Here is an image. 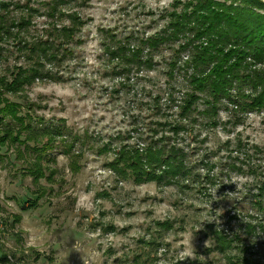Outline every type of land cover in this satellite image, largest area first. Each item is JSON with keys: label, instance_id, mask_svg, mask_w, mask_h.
<instances>
[{"label": "rangeland", "instance_id": "374dc122", "mask_svg": "<svg viewBox=\"0 0 264 264\" xmlns=\"http://www.w3.org/2000/svg\"><path fill=\"white\" fill-rule=\"evenodd\" d=\"M50 1L0 0V17L14 19L30 6L37 10L27 38L47 37L53 22L56 28L69 25L59 12H77L87 21L77 42L68 45L72 54L55 67L46 66L61 80L35 81L5 99L21 103V115L64 126L78 140L69 154L54 141L49 152L54 172L49 179L46 171L37 183L25 174L27 162L15 159L17 145L0 147V264H264V216L250 204L264 175V152L255 154V147L264 149V112L241 115L237 123L222 107L217 127L194 112L196 123L189 128L198 138L187 132L167 134L187 150L191 161L210 155L209 166L199 168V176L189 181L138 185L109 167L116 147H143L145 124L163 117L177 120L176 109H164L170 93L181 101L189 79L180 71H174V79L167 75L182 40L159 45L151 52L152 68H132L128 81L114 74L116 62H110L105 46L126 39L136 44L162 34L174 2L195 0H66L54 19L47 15ZM148 52L143 49L144 58ZM190 52H181L178 65ZM25 62L14 39L0 37V76L10 79L14 66ZM156 95L157 106L152 100ZM197 107L202 110V100ZM4 123L0 129L14 127L8 117ZM226 141H231L230 148H225ZM238 141L244 147L235 153ZM104 146L110 150L99 154ZM232 162L242 172L232 170ZM248 166L256 175L246 171ZM42 191L38 207L26 209ZM166 221L168 230L158 225ZM218 231L233 239L224 253L215 248L213 233Z\"/></svg>", "mask_w": 264, "mask_h": 264}, {"label": "trees", "instance_id": "16d2710c", "mask_svg": "<svg viewBox=\"0 0 264 264\" xmlns=\"http://www.w3.org/2000/svg\"><path fill=\"white\" fill-rule=\"evenodd\" d=\"M64 2L66 0H51L47 3V15L54 19L55 14L60 11L59 5L65 4ZM180 5L182 7L178 9ZM1 6L2 9L8 7L5 4ZM173 7L162 34L136 40V44L126 39L124 42L118 40L105 46L110 62H116L114 74L124 76V80L128 81L132 68H152L151 52L159 45L182 40L174 52L175 57L169 63L167 75L174 79V71L184 72L188 75L189 88L182 94L179 102L170 93L167 101L170 105L164 109L166 112L176 109L177 120L163 117L162 120L152 121V125L145 124L143 147L123 145L113 149L114 158L109 164L111 170L123 179H132L138 185H177L181 180L189 181L198 177L199 168L209 166V153L191 161L187 150L167 136L187 132L196 138L197 134L189 128L196 123L195 116L192 117L194 112L207 117L212 127L218 126L217 115L222 107L232 112L237 123L240 122L241 115L264 112V3L260 0H195L186 3L175 1ZM25 10L24 15L14 19L0 17L1 39L13 38L17 53L26 61L14 66L9 73L10 79L6 75L0 76V127L5 124L7 117L14 121V127L6 124L4 129H0V147L17 145L15 159L27 162L25 174L32 176V180L37 183L45 177L46 171L50 172L49 179L54 172L51 164L55 161L49 153L54 147V141L59 140L63 152L69 154L78 138L64 126L51 123L46 125L41 120L34 122L29 114L21 115V103L11 102L5 99V95L20 94L34 85L35 81L61 80L58 73L53 74L52 69L48 70L46 66L55 67L72 54L68 45L77 42L75 37L87 21L77 12H59L58 17L66 18L69 25L56 28L52 20L54 24H51L47 37L27 38L25 34L32 24L31 16L37 10L31 6ZM114 38V35H110L111 40ZM144 48L149 51L145 58ZM189 49L191 52L187 60L178 65L181 52ZM152 100L157 106L160 97L156 95ZM201 100L204 109L198 111L197 103ZM167 116L171 117L165 114ZM26 118L29 120L26 121ZM224 144L225 148H230L231 141ZM21 146L23 149H20ZM234 147V152L237 153L242 151L244 145L238 141ZM255 148L256 155L264 152V149ZM108 150L109 147L104 146L98 152L103 154ZM246 152L248 151H245V155L249 158ZM229 154L231 155V151ZM2 157L0 154V161H3ZM72 165V169L76 171L78 163L73 161ZM212 165L216 166L215 163ZM230 166L232 170L242 172V168L235 163L232 162ZM248 167L246 171L251 176L256 175L257 171ZM261 178L256 186V196L250 204L264 216V175ZM42 193L43 191L36 193V199L25 208H37ZM19 219V216L14 217V221ZM158 225L167 230L171 228L167 221ZM259 226L262 227L261 223ZM250 228L252 230L254 226L251 225ZM213 236L215 248L220 253L231 249L233 239L220 231L214 232Z\"/></svg>", "mask_w": 264, "mask_h": 264}]
</instances>
